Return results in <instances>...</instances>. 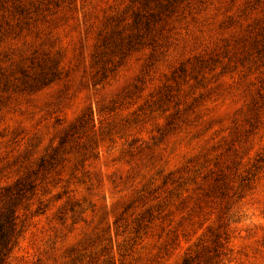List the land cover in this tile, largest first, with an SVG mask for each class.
I'll use <instances>...</instances> for the list:
<instances>
[{
    "label": "rangeland",
    "instance_id": "rangeland-1",
    "mask_svg": "<svg viewBox=\"0 0 264 264\" xmlns=\"http://www.w3.org/2000/svg\"><path fill=\"white\" fill-rule=\"evenodd\" d=\"M264 264V0H0V264Z\"/></svg>",
    "mask_w": 264,
    "mask_h": 264
},
{
    "label": "trees",
    "instance_id": "trees-1",
    "mask_svg": "<svg viewBox=\"0 0 264 264\" xmlns=\"http://www.w3.org/2000/svg\"><path fill=\"white\" fill-rule=\"evenodd\" d=\"M182 264H189V261L183 260V263Z\"/></svg>",
    "mask_w": 264,
    "mask_h": 264
}]
</instances>
